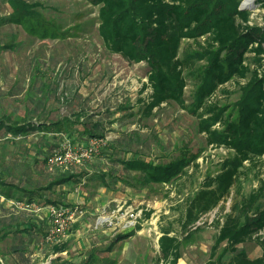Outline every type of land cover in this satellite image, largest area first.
<instances>
[{"label":"rangeland","instance_id":"obj_1","mask_svg":"<svg viewBox=\"0 0 264 264\" xmlns=\"http://www.w3.org/2000/svg\"><path fill=\"white\" fill-rule=\"evenodd\" d=\"M27 1L41 3L37 7L41 16L65 32L57 38H40L27 34L16 23L0 25L1 41H18L15 50H0V115L23 110V96L26 89H30L34 75L33 90L49 86L47 91L54 92L50 93L47 105L56 107L58 114L67 115L81 109L92 115L94 120L103 122L106 143L90 160L92 166L113 167L107 156L114 151V144L124 142V138L133 132L142 135L140 143L136 144L138 139L135 136L131 141L132 150L139 151L141 155L161 156L164 152L173 157L178 154L174 147L180 145L190 146L198 151V155L184 173L167 182L140 186L136 171L122 170L124 180L112 182L107 177L109 187L87 180L56 187L55 191H63L64 205L77 204L81 213L65 234L54 241L46 240L51 226L46 205L39 207L36 202L26 205L0 196V228L6 225V231H9L5 238L0 239V262L49 264L57 256L51 252L53 245L67 242L68 250L61 252L60 256L70 264H82L94 249L103 256L104 251L99 249L109 246V256L114 258V264H161L158 238L163 229H169L170 234L177 235L181 242L176 264H225L228 252L222 257L220 255L226 244L213 246L219 225L240 197L264 183V155L255 158L254 163L244 161L245 174L241 185H235L216 207L202 214L188 231H183L181 220L187 198L201 185L206 175H214L220 169L233 151L225 146L207 144L205 133L198 130V118L174 102L155 108L152 116H143V104L139 100L149 93V88L140 90L146 81L147 64L144 61L128 62L105 48L97 31V6L86 0ZM240 5L250 10V23L264 25V7L260 2L240 0ZM8 12L6 1L0 0V16ZM202 40L203 37L199 39ZM197 45L192 40H183L179 55L185 49L197 48ZM248 57L251 58L250 53ZM242 82L231 79L221 85L212 96L213 102L234 101ZM192 90V81L187 78L184 90L186 103L191 100ZM59 139L52 134L38 138L33 132L26 138L32 142L26 153V144L20 142L21 138L11 134L1 137L0 174L8 172V181L24 180L21 182L23 186L27 184L24 177L28 176L39 184H47L58 169H65L55 167L47 170L43 164V157L56 147ZM160 159L166 161L169 157L161 156ZM86 164L82 162L66 169L80 171ZM43 194L45 198H58L57 192L43 190ZM130 208L139 212L134 223L127 225L122 213ZM110 214L113 222H102L101 217ZM18 223L31 226L32 235L15 233ZM2 231L0 229V235ZM258 236L264 238V231H259ZM256 237L254 235L238 245L250 257L261 253ZM14 247L25 252L14 251Z\"/></svg>","mask_w":264,"mask_h":264},{"label":"trees","instance_id":"obj_2","mask_svg":"<svg viewBox=\"0 0 264 264\" xmlns=\"http://www.w3.org/2000/svg\"><path fill=\"white\" fill-rule=\"evenodd\" d=\"M1 1H6L9 12L0 16V25L16 23L27 34L40 38H57L65 32L41 16L37 8L41 5L39 2ZM86 1L98 7L97 31L105 48L118 53L128 62L144 61L147 64L146 81L140 90L149 88V93L139 100L143 104V116H152L155 108L174 102L198 118V130L205 133L207 144L225 146L233 151L220 169L214 175H206L201 185L187 198L181 228L188 231L202 214L226 198L235 185H241L245 174L244 161L254 163L255 158L264 155V25L249 22L250 10L242 8L240 0ZM257 2L264 7V0ZM10 35L14 37V33ZM202 37L203 40L199 41ZM183 40L196 42L197 48L185 49L179 55ZM13 42L16 43H5L0 39V50H15L18 41ZM247 59L250 61L247 62ZM187 78L193 84L188 103L184 97ZM231 79L243 80L238 86V97L223 104L213 102L212 96L217 89ZM34 80L33 75L30 89H26L23 96V110L0 115V138L7 134L21 138L20 142L26 144L25 152L28 153L32 142L26 138L33 132L38 138L56 134L58 137H70L74 142L104 136L103 122L94 120L84 110L58 114L56 107L47 105L50 93L54 91H47L50 87L45 85L33 90ZM133 136L138 139L136 144L141 142L142 135L133 132L124 138V142L114 144V153L107 156L108 163L113 167L92 166L91 158L83 161L87 164L80 171L58 169L45 185L32 177H24L25 186L21 185L22 179L8 181L9 173L3 172V175L0 174V195L4 199L26 204L36 202L39 207L64 205L63 191H55L58 186L87 180L109 187L107 177L112 182L122 180V170L136 171L140 186L167 182L184 173L198 155L197 150L186 145L175 146L178 154L173 157L170 153H161L162 157H169L166 161L160 159V155H141L131 148ZM154 139L161 147L155 136ZM48 154L43 157V164ZM43 190L57 192L58 198L43 197ZM263 201L264 183H261L240 197L226 213L213 245L226 244L220 255L222 257L228 252L225 264H264V238L258 236L259 231H264ZM6 228V225L0 228L4 230L0 239L8 234ZM31 229V226L18 223L14 231L30 235ZM254 235L261 246V253L250 257L238 245ZM158 244L159 262L176 264L180 257V238L170 234L169 229H163ZM67 249V242L53 245L51 252L57 256L49 264H70L69 260H62L60 256ZM13 250L25 252L20 247ZM99 250L104 251L103 256H99L94 249L82 264L115 263L114 258L109 256L110 246Z\"/></svg>","mask_w":264,"mask_h":264},{"label":"built area","instance_id":"obj_3","mask_svg":"<svg viewBox=\"0 0 264 264\" xmlns=\"http://www.w3.org/2000/svg\"><path fill=\"white\" fill-rule=\"evenodd\" d=\"M106 141L103 137H90L86 141H72L70 138H62L57 147L52 150L46 157L44 165L47 170L55 167H70L79 165L85 160L91 159L100 151V147L104 146ZM32 204V203H31ZM29 205V204H26ZM49 215L50 228L46 233L47 241L58 240L60 235H64L68 227L75 220L76 216L81 213V209L77 204L70 206L62 205H46ZM119 211V209H117ZM139 211L127 209L122 213L127 221V225L134 223ZM102 222L112 223L113 215L101 217ZM57 237V238H56Z\"/></svg>","mask_w":264,"mask_h":264},{"label":"crops","instance_id":"obj_4","mask_svg":"<svg viewBox=\"0 0 264 264\" xmlns=\"http://www.w3.org/2000/svg\"><path fill=\"white\" fill-rule=\"evenodd\" d=\"M52 135L57 136L56 134H52ZM57 138H60V139H59V142H60V140H61L62 138H67V137H66V136H61V137H58V136H57ZM82 141H86V139H84V140L82 139ZM58 144H59V143H58ZM58 144L56 145V147L58 146ZM85 161H86V160H85ZM0 196L4 199V197H3L2 195H0ZM67 250H68V249H67Z\"/></svg>","mask_w":264,"mask_h":264},{"label":"bare ground","instance_id":"obj_5","mask_svg":"<svg viewBox=\"0 0 264 264\" xmlns=\"http://www.w3.org/2000/svg\"><path fill=\"white\" fill-rule=\"evenodd\" d=\"M244 4H246V2H244Z\"/></svg>","mask_w":264,"mask_h":264},{"label":"water","instance_id":"obj_6","mask_svg":"<svg viewBox=\"0 0 264 264\" xmlns=\"http://www.w3.org/2000/svg\"><path fill=\"white\" fill-rule=\"evenodd\" d=\"M241 6V5H240ZM243 8V6H241Z\"/></svg>","mask_w":264,"mask_h":264}]
</instances>
